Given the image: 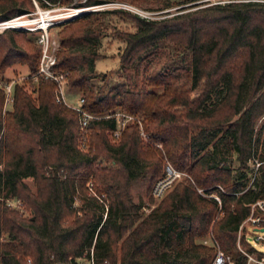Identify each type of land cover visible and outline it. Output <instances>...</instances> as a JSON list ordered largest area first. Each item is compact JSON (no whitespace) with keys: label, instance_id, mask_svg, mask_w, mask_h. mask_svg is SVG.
Listing matches in <instances>:
<instances>
[{"label":"trees","instance_id":"trees-1","mask_svg":"<svg viewBox=\"0 0 264 264\" xmlns=\"http://www.w3.org/2000/svg\"><path fill=\"white\" fill-rule=\"evenodd\" d=\"M38 1L42 7L83 8L113 0ZM182 10L157 19L96 10L55 26L59 45L53 70L66 74V85L80 93L82 110L95 116L84 127L75 109L55 101L56 84L36 75L38 49L20 42L22 32L0 34V258L5 264L27 259L71 264L88 257L91 248L96 264H211L214 250L201 242L208 235L235 264H244L236 246L238 228L250 205L264 199V136L259 131L254 137L264 115V3L226 1ZM32 11L31 0H0V21ZM105 16L130 25L124 30L114 25L110 32ZM107 35L123 44L120 81L113 85L109 78L115 71L95 70L103 57L96 46ZM165 45L172 46L171 57L150 67ZM12 65L25 69L21 82L31 90L14 82L12 110L3 118L11 81L3 75ZM117 113L133 119L120 128ZM163 158L187 176L142 212L130 194L131 183L149 175L153 187L163 175ZM251 159L260 162L253 179L247 171ZM89 177L96 195L85 192ZM214 191L220 205L209 196Z\"/></svg>","mask_w":264,"mask_h":264},{"label":"rangeland","instance_id":"rangeland-1","mask_svg":"<svg viewBox=\"0 0 264 264\" xmlns=\"http://www.w3.org/2000/svg\"><path fill=\"white\" fill-rule=\"evenodd\" d=\"M78 1H84V0H74L73 4L77 3ZM184 0H138L137 2L133 3L130 0H113L110 2H106L103 4H100L99 10H115V9H121L125 10L127 12H130L131 14L138 15L142 18H150V19H157L162 18L165 16L172 15L176 13L178 10L184 9L180 12H186L189 10H193L198 7H205L210 6L216 3H223L225 0H199L195 2H188L181 4V2ZM222 1V2H221ZM33 5V11L31 13L15 17L12 19H18V22H22L24 25L22 27H17L14 29H2L0 27V34L3 33L5 30H15L22 32L21 38L26 40V45L30 44L35 46V48L38 49L40 55L37 59V67L39 66L40 62V56H41V46L39 47L38 37L41 32L46 31L48 33L50 39L52 41H55L57 44V47L59 45V31L58 28L55 27L58 22L64 21L68 18L70 13L73 10H87V12H91L92 9L90 7H83L81 8H74L72 5H62V6H50V7H42L41 3L38 0H31ZM195 4H200L198 7H191L195 6ZM96 11V10H95ZM105 20L108 21V30L111 32L113 31L112 26L116 25L118 26L120 30L126 29L130 25V22L128 20H122L118 17L113 16H105ZM45 21V22H44ZM43 27V30H35L36 28ZM111 29V30H110ZM132 30V28H131ZM123 44L120 43L117 40H114L111 36H105L104 38H101L97 47V50L103 54V57L99 58L95 62V70L98 73H109L114 72L113 74H110L109 78V84L113 85L116 84L118 81H120V78L118 77L117 69L119 68V58H118V51L120 48H122ZM172 46L165 45L162 46L160 49H158V55L153 58V61L150 63V67H154L155 63L158 62V65H162L164 62L167 61L168 58L171 57V51ZM145 64H143L140 68L142 71ZM27 72L25 69L21 67H17V65H12L9 68L5 70V73L3 77L5 79H9L10 85L12 86L14 82H18L21 85H24L28 90H31V87L27 83H22L21 80L27 77ZM66 78V77H65ZM62 92L63 97L68 106H77L79 103V100L81 98L80 93L77 90L71 89L66 85V81L64 80V83L62 85ZM198 95V92H192L190 93L191 98H194ZM35 96V95H34ZM212 100H215L217 98V94L212 95ZM5 99L3 101L2 105V115L3 118L7 114V112L12 110L11 103L6 104L5 106ZM174 109H177L179 111L182 110V108L175 107ZM122 128V127H120ZM261 132V138L264 136V115L257 121L255 128H254V137L258 132ZM4 132V131H3ZM144 139L146 140V134L143 133ZM142 136V137H143ZM108 138L111 139V136L108 135ZM158 148H161V145H158ZM256 159H251L247 162L248 166V177L252 178L255 175H258V167H256ZM162 169H164L166 164H169L173 167V165L165 158L161 161ZM175 169V168H174ZM177 170V169H176ZM162 173V172H161ZM160 173V174H161ZM25 183L32 189V191H35L33 183L30 179H25ZM154 180L151 181L150 176H146L143 178H139L131 183L130 186V194L133 198V201L135 203L142 204V212L148 213L153 207H155L161 199H156L151 194V188ZM93 180L92 177H89V180L85 187V192L87 196L90 195H96L95 193V187L92 186ZM224 187L219 186L217 189L222 191ZM199 189V188H197ZM212 194L217 195L216 191L212 192ZM12 207L18 208L19 204H17V201H10ZM79 201L76 199V206H79ZM20 212H24L25 216H29L30 212L24 210L23 208L18 209ZM264 213V212H263ZM264 216V214H261ZM246 228L243 229L242 234H245ZM242 236V235H241ZM208 236H205L201 239V242L204 239H207ZM238 237V236H237ZM249 243L253 245L256 249L264 251V243L255 242L252 238H248ZM237 242V240H236ZM241 243L244 249H247L250 247L246 242ZM237 246V244H236ZM238 249V247H237Z\"/></svg>","mask_w":264,"mask_h":264},{"label":"built area","instance_id":"built-area-1","mask_svg":"<svg viewBox=\"0 0 264 264\" xmlns=\"http://www.w3.org/2000/svg\"><path fill=\"white\" fill-rule=\"evenodd\" d=\"M226 1H243V2H261L264 3V0H225ZM222 2V1H221ZM100 5L90 6V9L92 11L99 10ZM79 9V8H78ZM82 9V8H81ZM81 12H87V10H73L68 18L81 13ZM67 18V19H68ZM17 19H10L5 21H0V27L2 29H14L17 27L10 26V22ZM23 26V25H22ZM20 26V27H22ZM43 27H39L34 29L35 30H43ZM38 42L41 45V56H40V62L37 69V76H42L45 79H48L50 81H53L56 84V95H55V101L57 103H62L68 106L64 100L63 92H62V85L64 83L66 74L63 73H57L53 70V67L55 65V51L57 49V44L55 41H52L46 33V31L41 32L39 34ZM5 106L6 104H9L12 102V86L10 84H7L5 87ZM82 99L80 98L79 103L77 106H68L73 109H75L81 116V125L82 127L86 126L89 119L95 118V116L85 112L81 108ZM117 119L120 127H123L124 122L130 119H133L131 116L122 115L117 113ZM121 118H125V120H121ZM118 131L115 132L114 135H117ZM141 135L143 136L142 132ZM144 138V136H143ZM260 162L256 161V167L259 168ZM187 176L185 172H180L169 164H166L163 169V175L154 183L151 194L156 199H161L163 196L171 189V187L179 180H181L183 177ZM254 177V176H253ZM252 177V179H253ZM198 193H202V189H197ZM210 197H212L217 203L220 205V198L218 195L210 194ZM19 204V202H17ZM9 205L11 203L9 202ZM264 199L257 200L254 203L250 205V213L249 215L242 221L238 228V237H237V247L239 252L244 257V264H264V251L256 249L253 245L249 243L248 238H252L255 242L264 243V216L261 214H264ZM246 228L245 234H242L243 229ZM244 236V241L250 246V248L253 249L252 252L248 251L247 249H244L241 243V238ZM203 245L209 246L213 248L214 250V256L211 261V264H235V262L231 259V257L223 252V250L220 248L219 243L214 239L212 235H208L207 239H204L202 241ZM0 264H5L1 258H0ZM26 264H31L30 259L26 260ZM71 264H96V261L93 256V249H90L89 256H83L79 259H76Z\"/></svg>","mask_w":264,"mask_h":264},{"label":"bare ground","instance_id":"bare-ground-1","mask_svg":"<svg viewBox=\"0 0 264 264\" xmlns=\"http://www.w3.org/2000/svg\"><path fill=\"white\" fill-rule=\"evenodd\" d=\"M18 20V19H17ZM17 20H13L11 21L9 24L10 26H13V27H20L22 25H24L22 22H18ZM45 22V21H44Z\"/></svg>","mask_w":264,"mask_h":264},{"label":"water","instance_id":"water-1","mask_svg":"<svg viewBox=\"0 0 264 264\" xmlns=\"http://www.w3.org/2000/svg\"><path fill=\"white\" fill-rule=\"evenodd\" d=\"M83 13H85V12L78 13V14H76V15H74V16H72V17H70V18H68V19H66V20H64V21L58 22V23H56V24H60V23H63V22H65V21L72 20L73 18H75V17H77V16H79V15H81V14H83Z\"/></svg>","mask_w":264,"mask_h":264}]
</instances>
